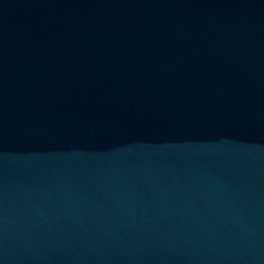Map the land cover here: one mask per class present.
Masks as SVG:
<instances>
[{
	"label": "water",
	"instance_id": "obj_1",
	"mask_svg": "<svg viewBox=\"0 0 264 264\" xmlns=\"http://www.w3.org/2000/svg\"><path fill=\"white\" fill-rule=\"evenodd\" d=\"M0 264H264V0H0Z\"/></svg>",
	"mask_w": 264,
	"mask_h": 264
}]
</instances>
